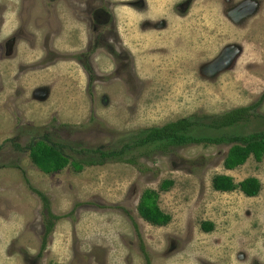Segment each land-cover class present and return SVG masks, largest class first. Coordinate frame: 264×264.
Returning <instances> with one entry per match:
<instances>
[{
    "label": "rangeland",
    "instance_id": "374dc122",
    "mask_svg": "<svg viewBox=\"0 0 264 264\" xmlns=\"http://www.w3.org/2000/svg\"><path fill=\"white\" fill-rule=\"evenodd\" d=\"M85 1L0 0V264H144L141 242L152 264H194L184 256L218 262L225 249L228 264H264V157L225 170L232 144L148 147L125 153L136 164L44 174L25 150L40 131L78 161L87 156L81 150H119L125 135L256 104L264 94V0H192L187 10L179 8L186 0H146L141 13L125 5L132 0H108L115 51L89 50ZM48 32L59 35L45 53L40 35ZM120 50L131 65L115 76ZM258 105L249 120L219 132L264 131V100ZM215 175L235 183L254 177L261 190L217 192ZM163 180L173 181L167 191L159 190ZM146 189L158 193L168 224L138 216ZM174 254L181 256L170 260Z\"/></svg>",
    "mask_w": 264,
    "mask_h": 264
},
{
    "label": "trees",
    "instance_id": "16d2710c",
    "mask_svg": "<svg viewBox=\"0 0 264 264\" xmlns=\"http://www.w3.org/2000/svg\"><path fill=\"white\" fill-rule=\"evenodd\" d=\"M264 100V94L257 100L258 102L247 107L236 108L220 115L211 117L203 121H195L191 118H181L168 122L159 127H151L140 131L137 135H125V144L117 151H104L100 148L94 150H81L78 153L87 152V156L77 160H71L66 153L68 145L54 143L49 140V136L37 132L40 140L31 142L25 148L31 162L44 174L60 172L70 166L76 172H81L85 166H102L107 162H123L136 164L135 160L125 159V153L130 149L152 148L166 152L171 148L185 147L188 145H231L228 149L222 165L225 170H234L250 158L256 162H261L264 157V131L250 132L245 134H223L222 129L231 128L250 119L251 113ZM197 128H206L213 131V135H199ZM217 134V135H216ZM36 139V137H35ZM17 147V145H15ZM19 150V147L17 148ZM72 149V148H71ZM69 150V149H68ZM173 185L171 180H163L159 185L160 191H167ZM213 190L217 192L240 191L246 197H255L261 190L258 179L248 177L238 183L226 175H215L211 180ZM44 199V198H43ZM158 193L146 189L141 194L137 204L138 216L147 223L154 226H164L169 223L170 216L163 213L158 204ZM46 202V199L43 200ZM47 210V208H46ZM48 214V210H47ZM45 227V233L41 248L47 243V236L52 232L53 223L49 221ZM201 229L209 232L212 225L209 222L201 223Z\"/></svg>",
    "mask_w": 264,
    "mask_h": 264
},
{
    "label": "flooded vegetation",
    "instance_id": "af4514ba",
    "mask_svg": "<svg viewBox=\"0 0 264 264\" xmlns=\"http://www.w3.org/2000/svg\"><path fill=\"white\" fill-rule=\"evenodd\" d=\"M192 3V0H186L181 6H179V8L187 10L188 7L190 6V4ZM106 5V6H105ZM125 5L127 6H131L134 7L138 12H142L144 8H146V0H132L130 2H126ZM110 3L108 0H86L84 2V7L83 9L80 10V13L83 12V14L85 15V17H81L82 20L85 21L86 24H91L92 26V37H89L87 40V46L90 50V48H92L93 45H95L96 47H98L99 49L101 48H106L108 49L109 47H111L112 50L115 51L114 46L116 48H119V32H117V30L114 28L116 27L115 25V17L113 15V13H109V11H106L105 7H108L110 11H112L113 9H111L110 7ZM144 12V11H143ZM143 14H140V18L142 17ZM158 15V14H157ZM142 21H144L141 18ZM157 18L153 19L152 24L156 23ZM103 30H107L105 32H103ZM53 35V36H51ZM59 34L56 33H52V32H48V33H42L40 36H45L44 39L42 40L43 42H45L44 44V48H45V53L46 50L48 49V44L49 42L54 43L57 40ZM28 36L33 37L32 38V43L34 44L35 42V35L29 33ZM121 52H123L122 50H120ZM124 57V64H119L118 67L114 68L112 72L115 74V76H119L122 69L127 66V65H131L130 60L127 57V53L125 51V53L123 52ZM122 59V58H121ZM88 65H90V59L87 60ZM132 62V61H131ZM132 67V66H131ZM96 77L98 78V75H96ZM37 140H40V138L38 136H36ZM69 150H71V148H68ZM151 225V224H149ZM137 225L133 224V227L137 231H139V227ZM154 226V225H152ZM201 227V225H200ZM211 231V230H210ZM139 236V234H137ZM234 245V241L231 243ZM139 246V251L141 252V255L144 258V264H152L151 258L149 257L148 253L146 252L143 243L141 242ZM232 252L229 249H225L222 253H224L226 256L222 257L220 256L218 258V262H220V264H228L227 261H223L226 257H228V254ZM234 252V250H233ZM199 253V252H196ZM176 255V254H174ZM171 256V258H169L170 260H174L175 258L181 256V255H176V256ZM169 260V261H170ZM184 260L186 263H190L193 262L194 264H216L218 262L212 261L211 257H193L191 258L190 256H184ZM223 261V262H221ZM177 262L173 261L172 264H176ZM166 264H170L169 262ZM231 264H234V258L231 261Z\"/></svg>",
    "mask_w": 264,
    "mask_h": 264
}]
</instances>
